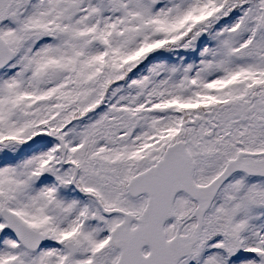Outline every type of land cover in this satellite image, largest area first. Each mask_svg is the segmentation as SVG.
Listing matches in <instances>:
<instances>
[{"label":"snow or ice","instance_id":"6c2138e0","mask_svg":"<svg viewBox=\"0 0 264 264\" xmlns=\"http://www.w3.org/2000/svg\"><path fill=\"white\" fill-rule=\"evenodd\" d=\"M0 264H264V0H0Z\"/></svg>","mask_w":264,"mask_h":264}]
</instances>
